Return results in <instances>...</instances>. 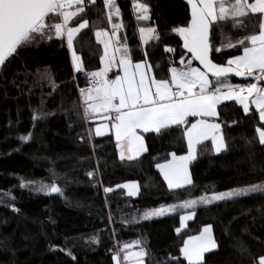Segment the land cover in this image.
<instances>
[{
	"label": "trees",
	"instance_id": "obj_1",
	"mask_svg": "<svg viewBox=\"0 0 264 264\" xmlns=\"http://www.w3.org/2000/svg\"><path fill=\"white\" fill-rule=\"evenodd\" d=\"M136 1L146 3L153 13L162 0H115L123 25L120 42L128 46L133 62L148 61L158 79L169 78L170 67H182V53L186 62L191 59L183 38L172 29L187 27L191 19L157 30L160 39L143 47L139 28L155 24L134 17ZM108 11L103 0H96L69 24L78 26L82 18L88 20V27L74 40L83 61L81 72L73 68L66 39L54 38L39 47L18 49L19 55L0 75V194L7 196L0 205V264H114L113 254L126 244L147 251L145 264H188L180 250L205 225L213 227L218 247L206 254L202 264H254L238 249L242 245L253 257L264 254V196L250 193L195 209L179 205L205 193L264 182V145L259 144L256 131L264 127L259 113L251 105L245 114L236 101L218 107L216 119L227 147L220 153H215L210 141L203 151V145L197 147L191 165L193 185L188 187L170 190L156 167L173 152H188L182 128L142 134L147 151L138 159L121 160L112 133L95 135V123L84 118L79 92L90 86L87 73L101 69L104 48L95 33L112 29ZM259 15L249 14L240 18L241 26L225 28L216 40L217 46L221 42L225 46L212 54L215 63L227 66L229 58L241 54V46L227 47L229 38L235 43L247 34H258ZM165 47L176 51L166 52ZM192 66L200 67L195 60ZM37 70H47L51 81L38 79ZM117 71L112 70L109 78ZM247 77L227 79L246 83ZM22 136L29 139L22 140ZM23 180L55 183L61 192L30 191L21 186ZM128 182L138 183L137 197L122 187ZM105 188L112 191L105 192ZM171 205L177 207L169 214L143 219L146 211ZM188 211H194L195 218L177 233L180 218ZM93 237L98 244L91 243Z\"/></svg>",
	"mask_w": 264,
	"mask_h": 264
},
{
	"label": "snow or ice",
	"instance_id": "obj_2",
	"mask_svg": "<svg viewBox=\"0 0 264 264\" xmlns=\"http://www.w3.org/2000/svg\"><path fill=\"white\" fill-rule=\"evenodd\" d=\"M88 4L95 5L96 0H88ZM88 4L85 0H0V75L12 62V58L19 55L18 49L33 45L39 47L41 43L50 42L54 38L63 40L65 37L67 48L72 54L73 68L76 72H81L83 61L74 47V40L82 29L88 27V20L82 18L78 26L70 27L69 24L78 13L85 12ZM187 4L191 7L190 24L187 27L174 28L172 31L183 38V48L191 55V59L186 62L182 53L179 59L182 67H170L169 78L158 79L151 71L152 65L146 61L133 64L129 49L120 43L119 30L123 25L113 23L111 35L102 31L95 33L97 40L104 46L101 61L104 67L87 73L90 86L79 89L84 118L102 117L105 121L96 127L97 136L114 129L121 160L125 159L126 153L127 159L134 160L147 151L142 133L163 134L162 130L171 131L174 127L183 129L182 136L187 141V155L177 156L173 152L170 154V162L158 165L170 189L193 185L188 161L196 158L198 146L203 145V151L209 147L205 142L211 141V147L216 153L226 149L227 145L220 131L221 125L204 119L218 117L217 106L222 101L238 102L245 114L249 113L250 103L254 104L259 113V120L264 123V84L260 83L264 81V0H254L251 3L248 0H187ZM103 6L109 9V22L112 21L113 15H121L115 0H103ZM73 7L75 11H70ZM133 7L139 13L137 20L150 19V9L146 3L134 2ZM249 14H260L257 18L259 33L247 34L235 43L229 38L227 47L239 45L243 54L233 55L227 60V66L215 63L212 54L220 52L225 46L223 42L217 46V37L223 36L225 28L229 25L232 28L241 26L243 21L240 18L248 17ZM56 18H60V21L52 22ZM139 32L145 43L150 38L160 39L153 27H141ZM109 49L113 51L110 52ZM165 51L175 53L176 50L165 47ZM117 52L122 53L119 58L115 54ZM192 60L198 61L204 70L193 67ZM170 63L174 65L176 61L172 60ZM114 67H117L118 71L114 78H109V73ZM233 72L236 76H251L256 82H249L247 85L233 84L227 79L228 74ZM37 76L41 80L52 79L47 70H37ZM209 76L215 79L212 80ZM190 117L199 119L191 121ZM256 131L259 144L264 145V127H257ZM21 139L27 140L29 137L22 136ZM88 175L91 177L92 173L89 172ZM122 187L130 188L129 195H135L139 191L136 184H125ZM33 190L45 193L61 192L55 183L48 185L43 182L38 183ZM111 191V188H105V192ZM250 193L264 196V182L211 195L205 193L196 199L184 200L179 207L195 209L198 205L207 206L215 201ZM176 207L177 205H171L168 208L146 211L143 219L165 215ZM192 215H195L194 211ZM190 218L181 216V222ZM176 231L179 233L181 229ZM91 243L98 244L99 240L93 237ZM217 247L209 225L203 229L201 235L189 237L184 241L180 251L188 264H202L203 254ZM130 248H133V245L126 244L118 248L112 256L115 264H144L147 251L143 248L139 251H126ZM238 250L241 254H248L254 264H264V254L253 257L242 245ZM68 255H71L70 251ZM72 258L75 259L74 256Z\"/></svg>",
	"mask_w": 264,
	"mask_h": 264
},
{
	"label": "crops",
	"instance_id": "obj_3",
	"mask_svg": "<svg viewBox=\"0 0 264 264\" xmlns=\"http://www.w3.org/2000/svg\"><path fill=\"white\" fill-rule=\"evenodd\" d=\"M178 2H180V3H178ZM253 2H254V0H253ZM166 3H168V4H173L176 8L179 6L180 8H181V6L182 5H180V4H183L184 6H186L184 3H182V1L181 0H162L161 1V3L158 5V7L157 8H160V6H164ZM179 4V5H178ZM71 10H73V11H75V7H73ZM188 15H189V13H188ZM74 18V17H73ZM73 20V19H72ZM71 22V21H70ZM155 26V29H156V31L158 30L156 27V25H154ZM154 26H151V27H153L154 28ZM83 30V29H82ZM81 30V31H82ZM80 31V32H81ZM107 31H109L110 32V35H111V33H112V29L111 30H107ZM159 31V30H158ZM79 32V33H80ZM79 34H77V36H78ZM76 36V37H77ZM65 39H66V37H65ZM76 39V38H75ZM98 41V40H97ZM99 42V41H98ZM151 42V41H150ZM149 42V43H150ZM100 43V42H99ZM100 44H102V43H100ZM102 46H103V44H102ZM103 48H104V46H103ZM69 52H70V56H71V61H72V54H71V51L69 50ZM116 54V56H117V58H119L120 56H121V54H119V52H117V53H115ZM243 54V51L241 52V54H239V55H242ZM103 56H104V54H103ZM103 58V57H102ZM232 58V57H231ZM230 59V58H229ZM133 62V61H132ZM139 62H142V61H139ZM139 62H133V64H135V63H139ZM148 64H150L148 61H146ZM73 64V63H72ZM104 67V65H103V63L101 62V69ZM193 67H196V66H193ZM200 68V67H199ZM113 70V69H112ZM116 70H118V68L116 69ZM202 70V69H201ZM153 73H155L154 72V69H153V67H152V70H151ZM76 72V71H75ZM110 74V73H109ZM120 74L122 75V70H120ZM239 77H242V78H244V76H239ZM249 77V81L248 82H246V83H233V84H242V85H247L249 82H253V83H255L256 81L253 79V77H251V76H248ZM247 77V78H248ZM210 79H211V77H209ZM232 83V82H231ZM261 84H264V81H262V82H260ZM82 101V100H81ZM229 101H234V100H224V101H222L218 106H217V110H218V107L221 105V104H223V103H226V102H229ZM238 103V102H237ZM239 104V103H238ZM240 105V104H239ZM251 105L255 108V105L254 104H251L250 103V107H251ZM241 106V105H240ZM242 107V106H241ZM243 108V107H242ZM189 119H192V121H195L196 119H199V118H196V117H190ZM204 119H206V120H208L209 122H215V123H219L218 121H217V119H216V117H205ZM90 120V122H93V123H95V126H94V134H95V129H96V127H98V126H100L101 124H103V123H105V121L102 119V117H97V118H94V119H89ZM220 124V123H219ZM221 125V124H220ZM221 134H222V136H223V139H224V142H225V144H226V141H225V136H224V134H223V131H222V126H221ZM109 133H112V135H113V137H114V139H115V135H114V129H111L109 132H107V133H105L104 135H107V134H109ZM147 133H151V132H147ZM142 134H144V133H142ZM101 136H103V135H101ZM115 141H116V139H115ZM144 142H145V140H144ZM211 142V141H210ZM145 146H146V144H145ZM214 149V148H213ZM215 151V150H214ZM223 151V150H222ZM221 151V152H222ZM118 153H119V156H120V150H119V148H118ZM145 152H143V153H141L136 159H138L139 157H141L143 154H144ZM188 153V152H187ZM187 153L186 154H184V155H187ZM216 153V152H215ZM127 153H126V156H125V160H129V159H127ZM177 155V154H176ZM184 155H177V156H184ZM196 159V158H195ZM195 159H193V160H190V161H188V171H189V174H190V176H191V179H192V181H193V177H192V172H191V165H192V163L194 162V160ZM172 160V156L170 155L166 160H164V161H162V162H160V163H158L157 164V170L159 171V173H160V175H161V177L163 178V180H164V182H165V184L167 185V187H168V183H167V181L164 179V176H163V173L161 172V170H160V168L158 167V165H160V164H167L168 162H170ZM137 183V182H136ZM138 184V183H137ZM188 186H190V185H186L185 187H188ZM184 187V188H185ZM169 188V187H168ZM138 189H139V185H138ZM170 189V188H169ZM181 189V188H180ZM170 190H177V189H170ZM138 194H139V191L135 194V195H133L134 197H137L138 196ZM170 211V210H169ZM171 212V211H170ZM169 212V213H170ZM192 213H193V211H188V212H186V213H184L182 216H190L191 218L190 219H188V220H185V221H183V223L181 222V218H180V229H181V231L182 230H184V229H186L187 228V226L189 225V223L190 222H192L193 220H194V218H195V215H192ZM206 226H209V225H205L203 228H202V230H201V232H199L198 234H196V235H193V236H199V235H201L202 233H203V229L206 227ZM211 226V225H210ZM211 235H212V237H213V239H215V237H214V232H213V227L211 226ZM190 237H192V236H190ZM189 239V237L186 239V240H188ZM185 240V241H186ZM216 241V240H215ZM217 243V242H216ZM129 245V244H128ZM130 245H132V244H130ZM184 246V245H183ZM183 248V247H182ZM141 248H137L135 245H133V248H130V249H127L126 251H128V252H131V251H139ZM217 248H214V249H210L209 251H207V252H205L204 254H203V261H204V258H205V256H206V254H208L209 252H212V251H214V250H216ZM122 255H123V253H122ZM183 255V254H182ZM203 263V262H202ZM114 264H115V261H114ZM144 264H145V260H144Z\"/></svg>",
	"mask_w": 264,
	"mask_h": 264
},
{
	"label": "rangeland",
	"instance_id": "obj_4",
	"mask_svg": "<svg viewBox=\"0 0 264 264\" xmlns=\"http://www.w3.org/2000/svg\"><path fill=\"white\" fill-rule=\"evenodd\" d=\"M135 3H140V2H137L136 1ZM178 3H180V2H178ZM180 5H182L181 8L179 6L176 8L173 4L170 5V4L166 3L164 6H160V8H157L158 7L157 6L154 9L153 13H151V11L149 12L150 20L153 21V23L157 26L156 28L160 32H162L163 30H165L169 26H172V25H175V24H178V23H181V22L189 21L190 15H188V13H189L188 7L187 6H184L183 4H180ZM70 11H73V10L70 9ZM133 13H134V17L135 18L139 14L138 11L136 9H134V7H133ZM115 17L117 18L116 21L114 20ZM113 23H121L119 17L113 15V17H112V24ZM154 28H155V26H154ZM99 31L108 32L109 35H110V32L107 31V30H99ZM120 31H121V29L119 30V32ZM139 34H140V32H139ZM140 39H141V43H142L143 47H145L147 44H149L150 41L153 40V39L150 38V39L147 40V43H145L144 40L141 38V34H140ZM120 43L122 44V42H120ZM127 48H128V46H127ZM109 51L111 52V51H113V49H109ZM119 54L122 55V53H120V52H119ZM116 69H117V67H114L113 68V70H116ZM86 120L90 122L89 119H86ZM22 182L25 185L24 187H26L30 191H32L36 187V185L38 183H40V182H34V183H32L30 180H23ZM45 184H48V183H45ZM126 184L129 185V186H131L132 184H136L137 187H138V184L136 182H128ZM126 190L129 192L130 191V188H126ZM37 192H39V191H37ZM6 198H7V196L6 197H3L0 194V205H3L6 202ZM164 208H167V207H164ZM169 212L170 211H167L165 215L169 214ZM162 216H164V215H162ZM157 217H161V216H153L152 218H157Z\"/></svg>",
	"mask_w": 264,
	"mask_h": 264
},
{
	"label": "water",
	"instance_id": "obj_5",
	"mask_svg": "<svg viewBox=\"0 0 264 264\" xmlns=\"http://www.w3.org/2000/svg\"><path fill=\"white\" fill-rule=\"evenodd\" d=\"M182 2L188 7V11H189L190 19H191V7H190V5L187 4V0H182ZM196 62L198 63V65L200 66V68L202 70H204L203 69V66L200 65L198 61H196ZM209 77H211V76H209ZM228 77H239V76H236L235 73L233 72V73H229L228 74ZM211 78H214V77H211Z\"/></svg>",
	"mask_w": 264,
	"mask_h": 264
},
{
	"label": "flooded vegetation",
	"instance_id": "obj_6",
	"mask_svg": "<svg viewBox=\"0 0 264 264\" xmlns=\"http://www.w3.org/2000/svg\"><path fill=\"white\" fill-rule=\"evenodd\" d=\"M23 184V183H22ZM24 185V184H23ZM24 187V186H23ZM25 189H27L26 187H24Z\"/></svg>",
	"mask_w": 264,
	"mask_h": 264
},
{
	"label": "built area",
	"instance_id": "obj_7",
	"mask_svg": "<svg viewBox=\"0 0 264 264\" xmlns=\"http://www.w3.org/2000/svg\"><path fill=\"white\" fill-rule=\"evenodd\" d=\"M89 81V80H88ZM88 84H89V82H88ZM90 85V84H89Z\"/></svg>",
	"mask_w": 264,
	"mask_h": 264
}]
</instances>
